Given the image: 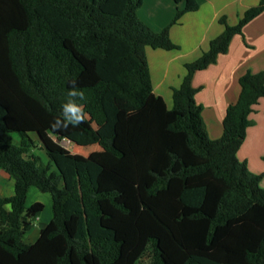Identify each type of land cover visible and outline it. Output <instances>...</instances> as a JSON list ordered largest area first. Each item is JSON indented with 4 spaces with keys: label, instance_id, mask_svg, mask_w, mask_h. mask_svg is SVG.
I'll return each mask as SVG.
<instances>
[{
    "label": "trees",
    "instance_id": "obj_1",
    "mask_svg": "<svg viewBox=\"0 0 264 264\" xmlns=\"http://www.w3.org/2000/svg\"><path fill=\"white\" fill-rule=\"evenodd\" d=\"M180 2L181 0H176ZM155 31L139 17L144 0H0V168L14 179L0 196V264H264L262 173L238 157L255 105L264 97V70H247L223 119V134L206 130L194 74L229 50L236 34L264 11V0L185 64L171 108L154 92L146 48L180 49L170 27ZM59 10L73 30L63 35L39 7ZM128 63L127 66L120 65ZM75 82L85 94V121L54 130ZM108 93L132 110L117 111L111 129ZM17 134L19 141L14 140ZM79 134L100 150L71 153L60 142ZM36 142L48 159L32 152ZM31 186L49 193L53 217L34 243L25 235L44 203L27 205ZM203 190L197 205L185 191ZM213 264V263H209Z\"/></svg>",
    "mask_w": 264,
    "mask_h": 264
},
{
    "label": "crops",
    "instance_id": "obj_2",
    "mask_svg": "<svg viewBox=\"0 0 264 264\" xmlns=\"http://www.w3.org/2000/svg\"><path fill=\"white\" fill-rule=\"evenodd\" d=\"M197 1L199 2L197 10L187 11L177 23L170 27L171 38L180 46V49L167 50L150 46L146 48L154 92L164 97L169 108L173 105L172 88L179 87L187 73L185 64L198 59L209 49L211 40L224 31L225 25L219 21V18L226 15L228 22L235 25L248 8L258 5L261 0ZM147 3L150 7L147 16L154 18L157 21L155 23H151L147 17H141L144 5ZM185 6V0H181L178 5L174 0H145L138 14L155 31H161L175 18L178 8L183 9ZM247 70L253 72L264 70V11L244 26L243 34H236L233 37L229 50L220 54L215 63L194 74L193 85L199 89L196 100L203 105L202 115L207 133L211 138L216 139L222 136L226 110L230 104L237 101L241 91L239 78ZM120 103L125 105L127 110L133 109V105L127 100H121ZM250 119L253 124L247 130L246 138L238 151V157L247 161L251 171L263 174L260 182L262 183L264 180V97L255 105ZM54 140L60 142L56 138ZM14 184V179L7 171L0 168V196H12L15 192ZM32 191L35 198L32 203L41 201L38 200L40 195L35 190V186H31L26 200L27 205L32 204L28 203V197ZM50 208V214L43 218L44 220L41 219L38 231L32 236H29L32 229L27 233V243H34L40 235L41 228L46 226L53 217L52 197ZM44 210H46V203L42 212ZM41 213L36 217L41 216Z\"/></svg>",
    "mask_w": 264,
    "mask_h": 264
},
{
    "label": "rangeland",
    "instance_id": "obj_3",
    "mask_svg": "<svg viewBox=\"0 0 264 264\" xmlns=\"http://www.w3.org/2000/svg\"><path fill=\"white\" fill-rule=\"evenodd\" d=\"M174 1L176 2V5H178L179 2H177L176 0ZM148 10H150V7L148 6L147 3L144 5V9H143V13L141 14V17H147V19H149L151 23L157 22L154 18L147 16V12H149ZM38 11L40 12V14L44 15L55 26V28L63 35V37H69L71 35L73 28L69 23V21L66 19V17L59 10L50 6H42L38 8ZM127 65L128 63H123L122 65H120V68L122 66H127ZM120 101L121 100L113 98L108 93L104 95L103 103L105 106V110L107 112V121L103 126H97L95 123H93L97 131L111 129L114 124L117 111L121 108L127 109L125 105H122L120 103ZM13 136H14V140L17 142L18 135L15 133L13 134ZM69 140H71V145L66 148L71 153H80L83 155H88L92 151L101 149V146L98 143L91 144L84 142L79 134L72 135L71 137H69ZM31 151L37 152L38 154L43 156L45 161L48 159L46 152L41 149L40 144L38 142H36L35 146L32 148ZM260 185L264 187V180L262 183H260ZM35 190L38 192V195H40V198L38 200H41L43 201V203H46V210H44V212L41 213L42 215L40 214L41 216L34 218L33 221L34 227L32 228V231L30 230L31 232L29 236H32L33 234H35V232L38 231V228L41 223V219L45 218L51 212V208H50L51 195L49 193L40 191L37 187H35ZM202 196H203L202 189H197L195 191H185L183 195V201L185 203L197 205L201 202ZM34 199L35 198L32 191L30 196L28 197V203L29 204L32 203V200L34 201ZM26 235H25V241H26ZM196 258L201 262H203L204 264H209L210 262L216 264V260L211 255L206 258L196 255ZM147 263L148 261L146 262V264Z\"/></svg>",
    "mask_w": 264,
    "mask_h": 264
},
{
    "label": "clouds",
    "instance_id": "obj_4",
    "mask_svg": "<svg viewBox=\"0 0 264 264\" xmlns=\"http://www.w3.org/2000/svg\"><path fill=\"white\" fill-rule=\"evenodd\" d=\"M72 87L67 92L68 99L61 105L62 117H57L51 122L54 130L67 129L69 126L78 127L86 119L83 106L78 101L85 99V94L75 86V82H70Z\"/></svg>",
    "mask_w": 264,
    "mask_h": 264
},
{
    "label": "built area",
    "instance_id": "obj_5",
    "mask_svg": "<svg viewBox=\"0 0 264 264\" xmlns=\"http://www.w3.org/2000/svg\"><path fill=\"white\" fill-rule=\"evenodd\" d=\"M60 142H61V144L63 143L62 145L65 147H68L71 145V140H69V138H63L62 141H60Z\"/></svg>",
    "mask_w": 264,
    "mask_h": 264
}]
</instances>
